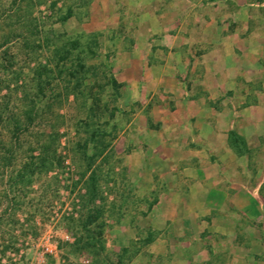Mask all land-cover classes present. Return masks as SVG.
Returning <instances> with one entry per match:
<instances>
[{"label":"rangeland","instance_id":"1","mask_svg":"<svg viewBox=\"0 0 264 264\" xmlns=\"http://www.w3.org/2000/svg\"><path fill=\"white\" fill-rule=\"evenodd\" d=\"M198 24L206 31L192 32L189 41L203 38L212 45L220 39L219 47L264 50V0H0V264H264V181L247 196L231 190L241 181L254 184L256 173L264 175L262 136L247 139L229 130L226 149L232 157L207 165L206 173L221 168L231 174L220 181L228 193L224 198L177 194L188 193L191 184L181 173L185 164L173 162L183 157L189 163L188 149L166 141L173 118L169 107L180 101L170 97L167 80L153 83L149 74H167L158 64L175 62L174 30ZM74 40L83 52L71 48ZM66 49L68 59L60 60ZM77 55L86 71L71 76ZM239 62L235 74L242 83L235 94L247 96L239 103L243 107L258 101L264 73L239 75L245 72ZM146 64L157 68L149 73ZM110 73L118 93L107 84ZM37 74L48 81L44 93L38 91ZM34 101L43 107L32 134L21 135L11 155L10 118L16 115L25 125ZM86 117L108 134L114 151L108 148L110 155L93 165L79 140L86 136L79 125ZM223 121L227 125L228 119ZM52 129L60 133L55 144L60 164L14 182L29 143ZM209 143L215 145L212 154L224 157L221 140ZM96 167L98 198L88 209L100 211L101 247L80 241L79 228L86 213L82 198L88 201ZM172 176L176 194L158 203Z\"/></svg>","mask_w":264,"mask_h":264},{"label":"crops","instance_id":"2","mask_svg":"<svg viewBox=\"0 0 264 264\" xmlns=\"http://www.w3.org/2000/svg\"><path fill=\"white\" fill-rule=\"evenodd\" d=\"M246 15L248 14L246 13ZM195 27L196 29L186 26L183 29L180 25L178 30H174L170 45L175 47L170 48V50L173 51L172 59L175 62L172 61L173 63L170 65L167 60L160 65L158 64L157 67L165 68L167 74L164 71L160 73L158 71L159 76L154 77L151 73L149 79L150 82H159L160 84L167 80L170 84V97L172 100L180 101L179 105L169 107V112L173 115V118L168 127L170 131L168 134L169 139H166V141L171 147H186L188 149L189 163L182 159L183 157L172 161L177 165L185 164L181 165V173L186 174L184 176L191 184L188 193L179 192L177 194L185 197L190 193L189 195L192 197L194 193H200L201 196L204 195L203 200L215 195H222V198H224V195L228 193L219 187L220 181L222 178L226 180L231 174L229 172L223 173V171H220L221 168L210 174L205 171L207 165L213 167L214 163L222 162L223 158L232 157L226 149L228 131L235 128L239 134L244 135L247 139L255 135L262 136L261 149L262 152L264 151V83L262 91L258 93V101L254 104L243 107L241 105L240 108L239 103H243L247 96H236L235 94L239 83H242V80L239 82V78L235 74L238 62L243 59L239 63L244 64H241V66L245 67V69L243 68L245 72H238L239 75L245 74L247 76L257 72L264 73V50L251 51L231 43L228 46L219 47L216 43H221L220 39L217 42L216 40L211 41L215 43H211L212 45H208L207 42L209 41H205L203 38L201 40L198 38V41L193 39L189 41L192 32L203 34L206 31L202 24ZM237 39L241 41L240 38ZM191 48L195 49L193 52L189 51V58L184 57L185 50ZM168 66L174 69L171 74L166 71ZM157 67L147 64L145 66L149 73ZM175 68L179 70L178 74H174L176 72ZM227 119V125H222L221 122L223 120L225 122ZM175 132L183 134L181 139L172 137ZM216 139L222 141L221 148L224 150V157L220 156L219 153L212 154V152L215 153V145L210 144L209 141H215ZM163 144V142L158 143V146L161 147ZM214 155L217 156L216 159L212 157ZM159 158L163 159V157ZM256 177L254 184L253 182L243 183L241 181L242 184L236 185L237 187L231 190L234 194L245 196L251 194L249 193L250 190H256L259 185L257 183L264 181V175L256 173ZM171 179L172 181L175 180L174 176ZM174 182L165 185L166 190L159 193L158 203L162 196L176 194L172 190ZM205 205L216 209L218 206L213 202L210 204L209 201Z\"/></svg>","mask_w":264,"mask_h":264},{"label":"trees","instance_id":"3","mask_svg":"<svg viewBox=\"0 0 264 264\" xmlns=\"http://www.w3.org/2000/svg\"><path fill=\"white\" fill-rule=\"evenodd\" d=\"M68 17H64L63 20H66ZM95 40H92L91 43L95 44ZM72 46L71 48L74 50H78L79 52H83L81 48L78 49V42L74 40L70 43ZM89 51L91 53V56L94 55V51L91 50L90 47ZM67 50V51H66ZM65 52H63V55H61L60 60H67L69 56L70 49H66ZM79 54V53H78ZM78 64L75 65L74 69H70L72 71H69L71 76L76 75L79 72V69L82 71L85 70V66L81 63V57L77 55L76 58ZM72 62V61H71ZM65 63V62H64ZM73 62L71 63L72 66ZM89 70V69H88ZM87 70V71H88ZM86 71V70H85ZM84 72V71H83ZM37 88L40 93H44V87L46 84H48V81H45V79H42L40 74H37ZM107 84L112 88V90L116 93H118V84L113 77V75L110 73L107 77ZM56 98V97H55ZM39 100V99H37ZM43 106L40 105L39 101H34L33 105L31 106V109H28L26 113L24 114L25 117V125H23L22 121L18 119L16 115L12 116L11 119V143L9 147V152L11 155L14 153V150L12 148L15 147V144L19 142L20 136L23 134L29 135L32 134L30 127L34 120V118H38L39 111L42 109ZM89 117H86L84 120L79 123L80 126L84 129V134L86 135L84 139H79L82 141L83 145V155L87 157L88 160H90L91 165H93L95 160H105L107 156L110 154L105 153L106 150L110 153H114L112 150V147H109V143H106V137L108 134L105 131L100 130L98 127L93 128L91 123L88 121ZM30 125V126H29ZM35 134V133H34ZM60 137V133L54 129H52L50 132H44L41 131V133H38L35 138L36 140L33 142H30L29 144H32L29 149V156L22 164L21 169L17 172L16 176H14V182H21L24 181L26 178L33 177L35 174L40 173H47L48 171L52 170L54 168V164H60L57 162H60L62 160V155L58 153L55 144L58 143ZM230 137H234V141L238 139L237 135L233 132L230 133ZM35 144V145H34ZM80 145V143H79ZM91 146V149L88 148ZM37 150V154L33 155V152ZM86 150L91 151L90 154L86 152ZM107 154V155H106ZM100 175L99 171L92 170L90 180H91V189L88 190V201H86L85 196H83V209L86 211L83 220L80 223V232L84 235L82 237V240L80 238V241L85 240V242L89 245H99L102 238V231H103V223H100L99 217H100V211L97 209L90 210L88 209V206H95V201L97 200V189L95 182L97 181L98 176ZM81 199V200H82ZM89 202V204H88ZM79 241V240H78ZM101 247V246H100ZM126 248H123L122 251H126Z\"/></svg>","mask_w":264,"mask_h":264}]
</instances>
